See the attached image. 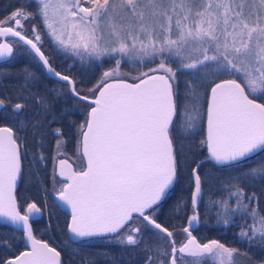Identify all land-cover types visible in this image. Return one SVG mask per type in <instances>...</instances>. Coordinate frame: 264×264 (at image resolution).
<instances>
[{
  "label": "snow or ice",
  "instance_id": "6c2138e0",
  "mask_svg": "<svg viewBox=\"0 0 264 264\" xmlns=\"http://www.w3.org/2000/svg\"><path fill=\"white\" fill-rule=\"evenodd\" d=\"M45 36L95 82L58 70ZM45 216L71 264H264V0H16L0 16V224L25 250L0 264H63L35 234ZM202 220L246 250L198 238Z\"/></svg>",
  "mask_w": 264,
  "mask_h": 264
},
{
  "label": "trees",
  "instance_id": "16d2710c",
  "mask_svg": "<svg viewBox=\"0 0 264 264\" xmlns=\"http://www.w3.org/2000/svg\"><path fill=\"white\" fill-rule=\"evenodd\" d=\"M16 0H0V15L3 14H7L8 12H10L12 10V7L15 6ZM105 67H107V65H105ZM34 71H36L37 69L33 68ZM101 69L97 68L95 71V74L90 70V82L94 83L95 79H94V75H97L99 73ZM123 70L128 71V67L127 65L123 66ZM77 111V109H76ZM72 119H75L77 121L82 120L83 116H80L78 114H75L74 116H72ZM75 147V141L74 140H70L66 151H68V153L72 154V151ZM51 168V161H49V170ZM27 187V191H25V188ZM23 192L25 196H31V197H35L36 199H41L42 197V193L39 192V190L35 187V186H26L24 183H20L19 187H18V195L19 193ZM167 210V208L165 207V211ZM48 221V217L45 216L44 218L38 220L37 222L34 223V228L36 229V235L37 238H41L43 240L46 241H50L53 243V235L54 234H50V233H46L44 231L45 225ZM55 219L53 220V223L55 224ZM186 221H181L179 219H175L172 220L171 223L180 226L182 223H185ZM237 231L236 228H228V229H224L222 226H217L215 223H213L212 221H210V225H205V224H201V226L198 227V231H196V236L198 237V235H203L205 236L206 240L207 239H211V238H221L223 239L225 242H231L233 244V246H237L239 248H241L242 251L246 250V246L244 244H240L237 243L234 240V233ZM198 232V234H197ZM12 235L13 233L11 232V228L4 226V225H0V240L3 239H8L11 243H12V248L11 249H7L4 247H0V258H11L15 255H17L20 251H23L24 245L19 242V241H14L12 240ZM17 235H19L17 233ZM199 238V237H198ZM56 241V243L59 244L58 240H54ZM55 243V244H56ZM53 243V246L56 247ZM104 246H101V248H103ZM95 248V247H93ZM58 250L61 251V257L64 258V264H68L67 260L65 258L66 253H69L68 250L63 249L60 244L58 246ZM113 251L115 252H119V250L117 249H113ZM249 255H253L254 258L256 260L260 259V253L256 250L253 249L251 253H249ZM129 257L127 255H125L123 257V259L121 260L120 264H127Z\"/></svg>",
  "mask_w": 264,
  "mask_h": 264
},
{
  "label": "flooded vegetation",
  "instance_id": "af4514ba",
  "mask_svg": "<svg viewBox=\"0 0 264 264\" xmlns=\"http://www.w3.org/2000/svg\"><path fill=\"white\" fill-rule=\"evenodd\" d=\"M0 16H5V14L0 15ZM35 23H37V21H35V20L29 21L28 24H27V27L30 29L31 26H32V24H35ZM40 27H41V30L43 31V26L40 25ZM43 50H45V52H46L47 55H49L50 57H52L53 64L57 67L58 70L68 71V66H69V64L72 63V61L71 60H68V61L65 62L64 60H62L61 57L55 56L53 54V51H52V46H51L50 40H49V38L47 36H45V40H44V44H43ZM25 63H27L26 59L20 58V59L17 60V63L15 65H12V66L13 67H15V66H21V65H23ZM68 74H70V75L71 74H77L78 76H84V77H86L90 81V79H89V77H90V70L81 68L78 63L70 71H68ZM45 82L48 83V86L49 87H52L53 86V82H49V81H45ZM78 87H83V85H78ZM75 114H78L80 116H83V109L77 108V111L74 112L73 116ZM67 153H68V151H67ZM68 155L70 157H72L73 160L75 159V147H74V149L72 151V154L68 153ZM51 166H52V164H51ZM203 211H204L203 206H201V213H203ZM202 223H203V220H202L201 224ZM201 224H200V226H201ZM207 225H210V222ZM196 231H198V228H197ZM196 231H194V233H193L194 235H196ZM197 234H198V232H197ZM198 237L201 240H205L206 241L205 236L198 235ZM177 238L179 239V236ZM39 239H41V238H39ZM53 243L55 244L56 241L53 240ZM55 245L58 248L59 244L56 243ZM101 246H105L102 241H94L93 242V247H95V248H93V250H95L97 248H101ZM116 253H117V255H119V252H116ZM65 258L67 260V263L68 264H71L69 253H66ZM61 259H62L63 264H64V258L61 257Z\"/></svg>",
  "mask_w": 264,
  "mask_h": 264
},
{
  "label": "water",
  "instance_id": "95a60500",
  "mask_svg": "<svg viewBox=\"0 0 264 264\" xmlns=\"http://www.w3.org/2000/svg\"><path fill=\"white\" fill-rule=\"evenodd\" d=\"M0 225H3V224H0ZM5 226V225H4ZM7 227H9L10 228V226H7Z\"/></svg>",
  "mask_w": 264,
  "mask_h": 264
}]
</instances>
